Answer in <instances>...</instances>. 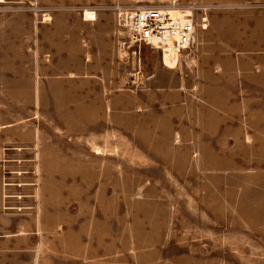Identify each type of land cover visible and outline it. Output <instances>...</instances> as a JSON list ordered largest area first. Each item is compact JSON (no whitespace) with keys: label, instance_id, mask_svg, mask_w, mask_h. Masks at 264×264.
I'll return each mask as SVG.
<instances>
[{"label":"rangeland","instance_id":"374dc122","mask_svg":"<svg viewBox=\"0 0 264 264\" xmlns=\"http://www.w3.org/2000/svg\"><path fill=\"white\" fill-rule=\"evenodd\" d=\"M171 2L206 17L175 68L116 17ZM2 32L0 257L264 264V0H6Z\"/></svg>","mask_w":264,"mask_h":264},{"label":"built area","instance_id":"2783aa9c","mask_svg":"<svg viewBox=\"0 0 264 264\" xmlns=\"http://www.w3.org/2000/svg\"><path fill=\"white\" fill-rule=\"evenodd\" d=\"M178 12L165 9V5H118L117 23L131 44H146L160 51L171 52L174 68L193 60V44L197 28L206 27V17L196 16L194 5L184 6L175 2Z\"/></svg>","mask_w":264,"mask_h":264},{"label":"crops","instance_id":"0c3cea01","mask_svg":"<svg viewBox=\"0 0 264 264\" xmlns=\"http://www.w3.org/2000/svg\"><path fill=\"white\" fill-rule=\"evenodd\" d=\"M5 1L6 0H0L1 3L2 2L4 3ZM85 9L86 8H83L82 9V14H81L82 21L85 22V23H89L91 21H94L95 18L94 19H87V18H85V15H84L85 14V11H86ZM89 10L94 11V13L96 12V9H89ZM60 31L61 32L63 31L62 28H61ZM122 33H123V31H122ZM4 34L6 36L7 33L6 32H2V34L0 36V44H1L0 45V58L6 57L7 56V53H8L7 51H5L4 45H3L5 43V41H4L5 40ZM51 35H52V45L51 46H53V33ZM57 35H63V33L57 34ZM72 39L73 38L71 36L68 37V40L70 42L73 41ZM258 65H259L260 68H264V62H262V60H259ZM259 72L262 73V74H264V69H263V71L259 69ZM69 74L72 75V71H70ZM4 76H5V74L4 73H1V76H0L1 83L6 82V79L7 78H5ZM10 233H12L11 236L8 235V234H4L1 237V240L2 239L10 240V237H14V238L17 239V241H20V239H24L25 238L24 236H22V235H25L24 234L25 232H17V233L16 232H10ZM18 244H20V243H18ZM0 256H2V255H0ZM18 256L20 258H17V259H9V258H2V257H0V264H42V259L40 257H37L34 252L31 253L30 251L26 250L25 248H23V246H18Z\"/></svg>","mask_w":264,"mask_h":264},{"label":"bare ground","instance_id":"6f19581e","mask_svg":"<svg viewBox=\"0 0 264 264\" xmlns=\"http://www.w3.org/2000/svg\"><path fill=\"white\" fill-rule=\"evenodd\" d=\"M165 7H166L165 9L173 11L174 13L178 12L176 6L167 5ZM84 15H85V18H87V19H94L95 18L94 17V11H92V10H86ZM160 57H161V62L164 66H166L168 68L174 67V61H173V58L171 57L170 51L169 52L165 51L163 53V55L162 54L160 55Z\"/></svg>","mask_w":264,"mask_h":264}]
</instances>
